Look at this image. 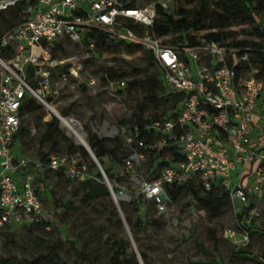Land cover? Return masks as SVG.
Listing matches in <instances>:
<instances>
[{"label": "built area", "instance_id": "2783aa9c", "mask_svg": "<svg viewBox=\"0 0 264 264\" xmlns=\"http://www.w3.org/2000/svg\"><path fill=\"white\" fill-rule=\"evenodd\" d=\"M16 3L24 4L21 19L0 34V230L46 215L33 187L34 175L28 172L30 167L55 170L66 165L71 179L85 175V163L76 157L50 155L43 163L17 156L13 147L25 98L47 107L54 102L49 96L58 93L52 76L67 60L55 53V44L64 38L80 49L79 56L61 74L62 81L67 75L77 78L84 61L93 59L96 51L88 32L141 44L160 69L163 83L172 92L182 93L174 116L146 128L159 134V146L175 144L183 159L161 169L156 178L143 179V198L162 211L170 202L165 186L197 174L203 189L217 183L241 209L251 205L247 216L259 215L255 203L264 199V72L251 62V46L205 39L191 46L167 45L151 31L158 0L134 7L120 0H0V11ZM128 21L133 27L127 26ZM94 83L90 78L86 85L92 89ZM125 86L121 79L107 78L102 88L120 99ZM54 115L60 123L59 115ZM92 129L100 137L120 134L127 144L134 141L124 126L105 121L99 131ZM29 131L33 133L34 128L29 127ZM143 146L138 140L124 160L122 168L130 182L137 180L133 164L143 159ZM99 169L117 204L115 197L123 199L126 194L122 189L114 194L113 184L100 165Z\"/></svg>", "mask_w": 264, "mask_h": 264}, {"label": "rangeland", "instance_id": "374dc122", "mask_svg": "<svg viewBox=\"0 0 264 264\" xmlns=\"http://www.w3.org/2000/svg\"><path fill=\"white\" fill-rule=\"evenodd\" d=\"M150 1L136 0L135 6ZM158 2L177 11L196 5L199 0L194 3L187 0ZM209 3V9H212V0ZM232 30L236 31L235 39L255 40L248 35L247 26L234 25ZM59 45L61 49L55 47V53L67 62L53 73L52 81L59 90L49 98H53L59 117L69 116L79 122L86 139L93 127L99 131L105 121L124 127L134 123L132 114L140 113L141 107L144 108L141 113L143 119L149 117L151 105L144 99L148 93V82L127 89L124 87L120 100L106 93L101 79L106 74L103 66L119 69L121 74L118 79L124 82L145 80L154 74L155 67L148 66L142 49L116 53L96 50L93 59L84 61L77 78L67 75V79L62 81L61 74L79 56L80 49L64 38L59 40ZM90 78L95 80L92 89L86 85ZM129 101L136 104L129 105ZM50 110L40 106L25 113L21 153L39 161L42 155H46V159L57 154L79 157L78 148L82 145L75 140L68 127L61 124V119L60 123L58 121L59 133L51 139L43 138L46 122L51 116L55 117V111ZM62 110H66L65 115H60ZM31 126L33 133L27 130ZM61 136H66L67 141L59 143ZM68 144H73L75 151H69ZM151 162L148 153L143 152V159L133 164V175L137 180L130 182L125 178L110 182L116 186V190L112 189L114 194H119V189L126 194L125 198L119 199L125 200V205H120L118 199L116 204L110 191L109 196L102 194L84 201L83 191L77 188L76 180H70L62 172L44 170L40 175L43 191H38L41 205L45 210H52L53 207L63 212L64 222H59L52 214L49 226L21 222L13 228H4L0 232V259L5 260V264H123L119 258L112 256L116 249L114 240L124 236L129 240L128 251L140 264H144L141 251L146 253L149 264H225L228 254L240 247L264 258V199L255 203L259 207V215L247 216L245 223L248 229L237 224L236 215L241 208L230 199L221 207L219 215L213 216L198 206L190 192H184L159 211L152 201L142 199L140 188V182L152 175ZM111 169L117 177L120 176L122 166ZM37 186L38 183L33 180L34 189ZM116 207L117 214L113 215L112 210ZM128 216L132 222L137 216L144 221L136 235L130 233ZM76 251L91 255L93 262L79 257ZM235 264L259 263L253 259H238Z\"/></svg>", "mask_w": 264, "mask_h": 264}, {"label": "trees", "instance_id": "16d2710c", "mask_svg": "<svg viewBox=\"0 0 264 264\" xmlns=\"http://www.w3.org/2000/svg\"><path fill=\"white\" fill-rule=\"evenodd\" d=\"M135 1L136 0H120V2L129 7H134ZM195 1L197 0H187L188 3H194ZM212 3V9H209L211 4L209 0H199L198 3L196 2V5L186 9L179 8L177 11H173L169 7L157 3L155 6L156 16L153 20L151 31L156 36L163 37V42L171 46H191L198 44L201 39L226 43L227 45L233 46H251L253 51L249 55L250 60L254 65L260 67V73L262 74V72H264V0H212ZM23 9L24 4L16 3L6 10L0 11V34L21 19ZM234 25L249 27L248 35L255 37V40L235 39L236 31L232 30ZM127 26L133 27L130 21L127 22ZM197 33H200V35L197 36ZM88 35L95 40L96 50L100 52L116 53L121 50L132 52L142 49L147 58L148 66L155 67V73L147 76L145 80H130L126 82V89L130 86H137L143 82H148V93L144 96V99L151 105L149 117L143 119L141 113L144 108L141 107L140 113L132 114L134 123L125 126L126 134L131 135L134 141L131 144H127L120 134L114 137H100L94 132L90 133L86 139L90 150L98 160L97 162L102 167L105 176L111 183L126 178V173L123 168L121 170L122 174H120L119 177L114 174L111 168L123 166L124 160L130 154L132 146L136 145L138 140H141L144 146L140 148V151L147 152L148 157L152 159L150 168L152 175L146 179H154L158 176L161 169L166 166L174 165L177 161L182 160L183 155L176 150L175 144L169 143L166 146H159V134L153 128H146V126H149L154 121L174 116L175 110H177L182 100V93L172 92L163 83L160 76V69L151 54L144 49L141 44L126 42L122 38L108 39L107 34L102 32H88ZM55 47L61 49L59 42L55 44ZM103 70L106 73L101 78L103 82H105L107 78L118 79L121 74V71L117 68L113 69L112 67L103 66ZM128 104L132 105L136 104V102L129 101ZM40 106L41 105L34 99L27 97L21 107V112L25 115L27 112L39 109ZM60 114L65 115L66 110L60 111ZM27 130H29V127ZM24 131L22 120L17 135H23ZM58 133V119L56 116H51V119L46 122L43 138L51 139ZM59 138V143L67 141L66 136H61ZM54 142L57 143L56 141ZM67 148L69 151H75V146L73 144H68ZM78 150L80 152L79 157L71 154L57 155H66L69 158L78 157L77 159L79 162L82 161L85 163V175L76 180L77 188L83 191V200H90L102 194L109 196L110 193L104 183L102 173L94 160L83 146H80ZM45 157L47 156L42 155L40 158L43 163L47 161ZM47 169L48 168L35 169L30 167L28 170V172L34 175V181L38 183L37 188L34 189L37 195L39 190L43 191V188H41L43 186L41 185L42 178L40 175ZM49 170L52 171V169ZM53 171L62 172L66 174L70 180H73L67 173L66 165L60 166ZM112 188L116 190L115 185H113ZM165 191L169 199L173 201L177 200L184 192H190L197 201L198 206L213 216L219 215L221 207L226 200L229 199L227 191L221 188L217 183H214L208 190L203 189L197 174L192 175L182 183L166 185ZM142 199L145 200L143 196ZM118 203L120 205H125L126 201L119 200ZM250 206L251 205H248L242 208L236 215L237 224L245 229L249 228L245 221ZM117 209L118 207L112 210L113 215L117 214ZM44 211L46 215L38 220L22 223L45 224L49 226L51 224L52 214L57 216L59 222H64L63 212H59L56 208L52 207V210L44 209ZM127 222L131 224L130 233L133 235L137 234L144 223L141 216H137L135 222H132L131 218L128 216ZM19 223L21 222L5 225L1 228L0 232L4 228H13ZM128 242L129 240L125 236L118 240H114L113 243L116 249L112 257L114 259L119 258L123 264H140L139 261L134 258L133 254H130L128 251ZM76 254L79 257L87 258L89 263L93 262V257L89 254H83L78 251H76ZM140 256L144 264H149L145 252L141 251ZM238 259H253L259 264H264V258L248 252L243 247L231 251L227 256L225 264H235ZM0 264H5V260L0 259ZM26 264H30V262Z\"/></svg>", "mask_w": 264, "mask_h": 264}, {"label": "bare ground", "instance_id": "6f19581e", "mask_svg": "<svg viewBox=\"0 0 264 264\" xmlns=\"http://www.w3.org/2000/svg\"><path fill=\"white\" fill-rule=\"evenodd\" d=\"M47 107L49 110L50 109L54 110L55 114H58V112L55 110L53 105L48 104ZM60 119H61V124L68 127V129L73 133L75 140L78 143L82 144V133L80 131L81 130L80 124L76 120H73L72 118L60 117Z\"/></svg>", "mask_w": 264, "mask_h": 264}, {"label": "water", "instance_id": "95a60500", "mask_svg": "<svg viewBox=\"0 0 264 264\" xmlns=\"http://www.w3.org/2000/svg\"><path fill=\"white\" fill-rule=\"evenodd\" d=\"M56 116V115H55ZM57 117V116H56ZM81 133H82V146L85 148V150L89 153V155H90V157L94 160V162L96 163V165L98 166V168H99V163L97 162V160H96V158H95V156L93 155V153H92V151L90 150V148H89V146H88V144H87V142H86V133H85V131L82 129V127H81ZM100 170V169H99ZM101 172V171H100ZM102 173V172H101ZM102 176H103V174H102ZM120 197L118 196V197H115V199H119ZM114 200V199H113ZM115 201V200H114Z\"/></svg>", "mask_w": 264, "mask_h": 264}, {"label": "crops", "instance_id": "0c3cea01", "mask_svg": "<svg viewBox=\"0 0 264 264\" xmlns=\"http://www.w3.org/2000/svg\"><path fill=\"white\" fill-rule=\"evenodd\" d=\"M69 117V116H67ZM71 118V117H69ZM73 119V118H72ZM75 120V119H73ZM77 121V120H76ZM78 122V121H77ZM79 123V122H78ZM22 137L23 135H17L14 137V150H15V154L17 156H21V155H24L23 153H21V149H22Z\"/></svg>", "mask_w": 264, "mask_h": 264}]
</instances>
